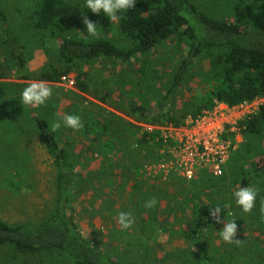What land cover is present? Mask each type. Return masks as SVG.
Returning <instances> with one entry per match:
<instances>
[{
    "label": "trees",
    "instance_id": "trees-1",
    "mask_svg": "<svg viewBox=\"0 0 264 264\" xmlns=\"http://www.w3.org/2000/svg\"><path fill=\"white\" fill-rule=\"evenodd\" d=\"M18 2V11L28 8L34 12L35 29L40 34L48 39L61 40L54 54L56 63L48 62L39 82L58 83L61 78L75 73L78 88L86 92L88 88L80 81L83 76L79 68L81 64L105 60L123 65V90L128 94L125 87L135 85L138 89L135 92L130 90L133 96H139L123 112L138 121L158 126H181L188 118H196L211 110L215 101L235 106L264 98V0H229L228 10L232 14L225 18L207 13L191 0H136V7L117 20L123 37L121 41L111 36L89 40L78 37L75 9L65 0ZM111 24L105 19L107 34ZM0 50L4 58L0 61L2 98L18 94L28 86L13 85L4 80L10 79L15 71L28 69L29 58L1 4ZM170 68L172 73H166ZM163 76L167 78L163 79ZM19 78L30 79L27 75ZM196 79L198 85L194 82ZM180 93L186 99L179 104ZM100 100L105 101V98ZM74 108L70 109L71 114L78 111ZM79 111L83 113L82 127L79 130L68 128L67 132L75 137L78 134L84 142L87 141L85 149H91L92 143L100 144L109 136L121 154L118 159L121 161L126 157L133 158L135 142L142 151L151 141L147 135L139 138L129 128L116 123L112 127V122H108L106 127L90 119L86 111ZM31 119L56 167V196L52 210L42 222L10 225L0 221V264H141L136 259L126 261L107 255L94 242L96 239L92 235L87 236L81 230L69 214L77 199L73 193L78 183L76 155L64 147L46 119L38 114H32ZM241 129L244 143L238 159L243 167H250V171L242 176L239 185L249 186L264 176V105L256 115L241 124ZM149 145L145 159L158 151L156 143ZM233 165L230 163L226 167L230 166V169ZM127 176L132 181L137 177L134 173ZM213 177L216 176L206 170L196 175L195 180L204 184L203 190L207 191L200 198L189 190L191 198L195 197L189 213L194 224L187 234L195 254L192 264H210V214L214 207L225 206L214 198L216 183L212 182ZM110 179L114 181L115 176ZM110 184L109 188L113 186ZM139 184L132 189L139 197L136 210L142 214L149 212L147 234H152L160 226V208L155 207L159 203L150 198L143 200L146 194ZM5 250L9 252L1 254Z\"/></svg>",
    "mask_w": 264,
    "mask_h": 264
},
{
    "label": "rangeland",
    "instance_id": "rangeland-1",
    "mask_svg": "<svg viewBox=\"0 0 264 264\" xmlns=\"http://www.w3.org/2000/svg\"><path fill=\"white\" fill-rule=\"evenodd\" d=\"M65 1L75 9L79 24L76 31L78 37L87 38L83 23V17L87 16L100 28V35L96 38L111 36L118 41L123 39L117 21H111V29L107 34L104 21L109 18L105 14L96 15L86 9L82 12L83 0ZM191 1L219 18L232 14L231 10H228L229 0ZM0 4L15 34L26 48L30 68L13 72L12 77L4 82L22 86L38 83L40 74L47 70L48 62L56 63L54 54L58 51L61 40L48 39L40 34L35 29L34 12L28 8L18 11V0H0ZM3 59L0 50V61ZM79 68L83 75L80 81L88 88L86 92L78 88L77 74L72 73L61 78L58 83H46L53 94L45 106L23 108L18 102L21 90L18 94L0 98V221L10 225L39 223L53 208L57 171L44 139L32 122V114L43 117L52 127L54 121L71 114L70 109L75 107L78 111L73 114L80 120L83 113H80L79 109L86 110L90 113V119L101 122L106 127L109 126L108 122H112V127L116 123L129 128L131 133L137 136L144 131L145 125H152L138 121L123 112L129 103L139 98L137 95V98L133 96L130 90L131 88L135 92L138 89L135 85L133 88L130 85L124 86L128 88V94L123 90V65L95 60L83 63ZM171 70L172 68L166 73H172ZM130 71L135 72L133 69ZM23 75L29 76L30 79L19 78ZM165 78L167 77L163 76V79ZM194 82L196 85L199 83L198 79ZM101 97L105 98V101L100 100ZM183 98L185 97L180 93L177 102L180 104ZM67 129L62 127L53 131L64 147L76 155L78 183L73 193L77 199L74 207L69 209V214L74 217L81 230L87 236L92 235L102 251L114 258L126 261L136 259L141 264H192L195 254L187 235L194 224L189 214L190 205L197 195L200 198L207 192L203 190L205 185L197 182L196 177L189 182L178 179V176L165 180L145 174L144 167L157 162L158 158L156 153L145 159L149 144H154L152 140L142 151L136 150L132 159L126 157L118 161L121 154L112 143L111 137L103 138L104 141L100 144L92 143L91 149H85L87 141L84 142L78 134L76 137L68 134ZM242 147L241 145L232 153L227 164L234 165L230 169V166L226 167L225 176L212 178V182L216 183L213 188L214 198L219 204H225V210L219 216L220 223H217V219L212 215L214 210L210 214V264H264V211L260 208L261 203H264V176L249 185L259 193L256 207L251 213H242L232 198V193L240 186L242 176H246V172L250 171V167H243V163L238 159ZM131 173L137 175L133 181L127 176ZM111 176H115L114 181L110 179ZM110 182L113 185L111 188ZM137 184L146 194L143 200L150 198L159 203V206L155 207L160 208V226L155 233L147 234L149 212L142 214L136 210V200L139 201V197L132 189ZM191 189L194 191V198L189 195ZM121 212L130 215L132 224L128 229H123L118 222ZM226 216L229 220L237 219L236 239L241 243L227 244L215 231L222 229ZM7 252L9 251H2L1 254Z\"/></svg>",
    "mask_w": 264,
    "mask_h": 264
},
{
    "label": "built area",
    "instance_id": "built-area-1",
    "mask_svg": "<svg viewBox=\"0 0 264 264\" xmlns=\"http://www.w3.org/2000/svg\"><path fill=\"white\" fill-rule=\"evenodd\" d=\"M263 105L264 98L235 106L215 101L211 110L188 118L181 126L145 125L141 135L158 145V158L144 167V173L165 180L178 176L189 182L204 170L222 176L232 153L243 145L241 124ZM133 147L140 149L138 143Z\"/></svg>",
    "mask_w": 264,
    "mask_h": 264
},
{
    "label": "clouds",
    "instance_id": "clouds-1",
    "mask_svg": "<svg viewBox=\"0 0 264 264\" xmlns=\"http://www.w3.org/2000/svg\"><path fill=\"white\" fill-rule=\"evenodd\" d=\"M136 0H83V10H88L93 14L99 15L105 14L110 21H117L126 15L130 10L136 7ZM83 23L85 25L87 38H96L100 35L99 27L93 23L87 16L83 17ZM81 35L83 33L79 32ZM84 36V35H83ZM52 90L46 85L45 82L41 81L38 83H31L20 93L19 104L24 107L33 106H45L52 96ZM62 127L79 129L82 127L80 118L77 115L69 114L62 118H58L52 123L54 131L60 130ZM259 193L252 186H239L237 190L232 193L234 204L240 209L242 213L248 214L253 211L256 207ZM261 211H264V203L260 205ZM212 213L213 217L217 219V223H220L219 216L225 208L214 207ZM237 219L229 220L226 216L223 227L220 230H215L220 239L227 244H239L241 243L236 239L237 235ZM118 222L123 229L131 227L132 220L128 213L121 212L118 217Z\"/></svg>",
    "mask_w": 264,
    "mask_h": 264
},
{
    "label": "crops",
    "instance_id": "crops-1",
    "mask_svg": "<svg viewBox=\"0 0 264 264\" xmlns=\"http://www.w3.org/2000/svg\"><path fill=\"white\" fill-rule=\"evenodd\" d=\"M83 101H84V99H82ZM86 109V108H85ZM86 111V110H85ZM86 113L88 114V115H90V113H89V111H86ZM113 114V113H112ZM115 115V114H114ZM138 136H139V138L140 137H142V135L141 134H138ZM90 140V139H89ZM134 144H136V143H134ZM157 155H158V153H157Z\"/></svg>",
    "mask_w": 264,
    "mask_h": 264
}]
</instances>
